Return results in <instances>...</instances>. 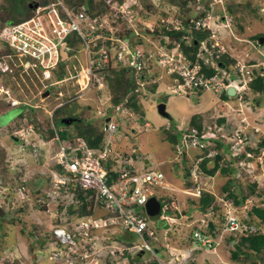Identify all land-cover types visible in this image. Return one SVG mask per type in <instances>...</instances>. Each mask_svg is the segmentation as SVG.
<instances>
[{
  "label": "rangeland",
  "instance_id": "rangeland-1",
  "mask_svg": "<svg viewBox=\"0 0 264 264\" xmlns=\"http://www.w3.org/2000/svg\"><path fill=\"white\" fill-rule=\"evenodd\" d=\"M92 1H95V3L100 6V4L96 2L97 0ZM216 1V4L219 3V5H221V1L224 6V11H220L214 4H211L212 7L209 10L208 7L210 5L208 3H210V0H205V3H203V0L201 2L203 6L207 8L208 12H210L215 25L218 27L215 28V37L205 39L206 42L214 43L213 41H217L219 45H223L229 53L237 58L248 59V56H255L258 60L263 59L264 42L262 44L258 43V41L255 42V39L252 37L255 38V36L260 33L264 34V17L259 12V8L264 6V0ZM142 3V9L139 10L138 18L134 19L135 21L122 23L117 19L118 21L111 23L109 18L108 21L109 24L111 23L112 33L116 31L115 34L117 36H128L131 39L132 46H136V48L140 49H142L143 46L144 50L148 53H160V46H166V48H168L169 46L167 44L176 41L165 32L166 29L164 30L160 22L161 18L174 21V17L178 15L180 16V19L183 18L184 21L186 17L193 19L194 17L198 18L201 15L193 7L187 8L180 6L178 4L179 0H174V3L169 0H142ZM228 4L233 5L235 9L234 14H230L226 11V6ZM223 12H225L226 19L222 22L220 15H222ZM224 22L227 23V25H223ZM240 26L243 28L241 29ZM187 30L189 31L190 28L188 27ZM203 30L206 31L207 36H209L210 33L206 29ZM132 31L135 34H133ZM165 35L169 40H165ZM226 35L229 37L227 38ZM260 36H262V34ZM189 39H191V37H189ZM229 39H231V41H227ZM120 45L121 42L120 44H117V46ZM78 52L79 51H76L74 53L76 56L72 58L85 67L84 54ZM70 53L72 54L73 52L70 51ZM12 62L16 67L21 69V66L18 65L19 60L16 56H12ZM75 64L76 68L68 66V69L70 73L77 75L80 69L77 68L78 65L76 62ZM120 66L121 65H116L104 71L108 77L112 78L114 74L112 69L117 68L116 72L121 71L120 68L122 67ZM80 68L82 69V66H80ZM151 68V75L149 74L146 77L148 83L144 84L142 87H138L140 79L133 74V77H131L133 79V86H129L128 88L131 89L123 95H121L120 87L117 88L115 85L112 86L114 81H111L109 88L105 83V86L100 89L101 91H98V89L91 86L88 91L85 90L80 92L82 97H78L77 100L70 103L63 104L53 111V122L55 121V123H57L56 118L58 119L59 117L72 113L79 118V120L82 119L84 122L88 121L93 126H100L101 120L98 118L97 114L99 109L98 99L103 100L104 103V100L107 98L110 100L112 95L119 98L118 101L130 96V99H133L140 109L138 112L132 107V116L127 115L126 117H121L116 120L120 127L123 125L127 126L128 129V133H125L122 128L121 131L116 134L114 140L117 139L118 149L124 152L127 151L128 155H130L133 153L132 148L134 150L135 147L138 146V148H140L139 156H137V154L135 155L137 158H134V154H132L134 160L136 159L137 168L148 166L150 169L169 170V167L167 166L169 155L167 157V153L170 152L169 154H171L173 152L170 143L166 140L167 134L165 133V127H169L171 123L172 125H179L182 120L194 113H204L206 116L205 118L213 117L215 113H220L219 107L217 106L219 98L217 94L211 90H202L199 95L200 101H196L195 96L190 95L188 91L185 93L182 92V94L170 92L165 87L166 84L168 85V82H170V76L159 69L160 64L156 61H154ZM24 75L25 73L22 71H19L16 75L0 74V206L4 210V214L0 216V264H62L61 257H58L56 260L53 257V249L61 251L62 257L68 260L66 264H69V261L74 260V257H77V259L82 258V263L80 264H127L128 262L125 258L126 253L127 258L131 263L141 264L138 259L135 263L132 262V254L128 252L129 250L124 251V254L116 251L119 255L114 259L110 254L108 255V250L106 251L107 248L100 247V238L98 241L94 239L96 243L93 246V249H97L98 253L92 254L91 256L87 255L85 257H83L82 254V252H84L83 249L77 250V253L69 251L65 253L64 251H66L67 248L66 245H63L58 241L51 242L52 240L49 238L51 226L57 223L71 222V217H67V213L72 211L73 208H75V210L78 209L79 205H75V203L74 205L69 204L72 202L73 191L70 195L63 196V199L59 203L56 201L57 198L53 200L51 198H46L44 194H41V191L37 189V187L34 189L26 187L20 191V187H22L20 184H23L22 181L32 180L41 173H49L51 163L55 159V154L58 148L57 141L52 138L53 132L51 130V124L47 121L49 116L48 113H50L51 109L55 107V96L57 94L51 93V95L49 94L48 96L43 97L41 93L39 94V85H34L38 84V82L32 79H25L26 81L21 80ZM127 75L129 76V71L123 73L124 77H127ZM77 79L78 78H75L74 80L69 81L65 87H61V92L64 96H75L76 92H79L80 84L77 82ZM107 81L110 83L109 79H107ZM153 84H155V87ZM111 86L112 89L110 88ZM153 87L154 90L157 87V91H152ZM2 89H8L10 99L26 101L32 106L28 105L26 107V105H24L25 108H23L24 106L22 107V105L19 104L15 107H9L4 101L5 94L1 92ZM112 90L114 92H110ZM248 92L249 94L245 95L243 100L236 97L235 101H233V108H238L237 110L243 109L245 113L250 115L252 119L251 122H253L254 125L261 124L264 132V92L253 91V95L250 93L251 90ZM159 102H164L166 104V110L171 114L170 120H167L158 114L156 107ZM35 106L39 107L33 110L32 107ZM21 107L23 108V114L16 116L18 113L17 111L21 109ZM226 110L228 112L230 108L226 107ZM141 116H143L144 120L149 123L146 129H143V126L138 127V125H142V121L140 120ZM164 123L166 126L162 125ZM228 123L231 124V120L228 121ZM29 125L32 126L33 132H25L18 141L12 139L14 138L13 135L17 136L15 134H18L19 130L21 131V126L26 130ZM61 126L62 125H60L59 122L57 123L56 128L58 129ZM186 126L187 124H184L179 127L184 128ZM69 129L71 132L75 131L73 126L67 128V130ZM59 131L61 133L65 132L63 130ZM261 139L262 136L260 141ZM145 141L147 143H145ZM32 143H35V146L32 145ZM259 145L261 146L258 153L260 158L255 159H259L258 162L260 163V167L254 164V169L257 172L252 176L249 173V167H246L247 170H244L246 174H244V171L242 173L240 170L241 175L235 177L239 182V188H243L244 190L249 188V186L244 184L245 182L243 183L241 180L243 177L241 176H246L252 180L256 179L258 186L264 187V154L261 156V153H264V142H259ZM35 151L37 152L36 154H34ZM139 157H141V159H138ZM146 157L150 159V163L143 160ZM229 177H232L231 174ZM229 177L225 174L220 176L216 174L213 176V179L211 177L207 180V184L209 185V187L207 186L208 189L211 187L214 192H217L219 189L217 194L218 201H216L218 208H226L229 206L224 198L226 193L220 191L221 185ZM49 178L47 180V186H49ZM171 178L176 183L180 182L177 177L171 176ZM233 184L234 180L232 185ZM235 185L238 184L235 183ZM180 186V183L173 184V187L176 189L180 188ZM45 189H47V187L44 185L43 190ZM177 197L182 204L186 205V213L192 218L204 216L203 212L196 204L188 203L191 199L197 200V197L190 198L187 194L183 193L178 194ZM254 200L257 202L264 201V194L260 196H255L253 194L252 201L254 202ZM220 201H222V205ZM246 201H248V199ZM262 205L264 207V202ZM70 206L73 207L70 208ZM95 207L97 210L102 211L98 205H95ZM105 217L107 216L105 215ZM210 217L219 224L217 216H212L210 213ZM155 223L160 225L161 222L156 221ZM182 225V223L175 222V224L167 229L168 233H165V229H160L161 238L164 236V239H166L168 236L167 240L169 242H165L167 253L169 255L167 260H173V264H189L191 262L194 263V259L197 258L195 255H197L199 259L196 264H228L225 258L219 254L216 249L197 244L198 241L195 239H192V242L190 241V245L187 247L190 248L193 246L195 248L186 249L185 246L178 247L180 240L182 241L181 244H186L181 238L186 234L191 236V234L187 232V228L185 226H183V228ZM115 227H118V225ZM261 230L264 231V224L262 225ZM114 233L118 237L122 235V239H124V235H126L127 231L121 232L118 228L110 231L109 229H106V231L103 232L104 239L109 241V236L111 240H113L112 235ZM131 240L139 241L137 237L132 235ZM113 243H115L114 245H117V239ZM197 248L198 252L196 251L194 254L193 251ZM237 254L239 257L241 256L239 251H237ZM49 256H51L52 259H49ZM158 256L160 257V262L165 264L166 259L164 253L160 252ZM242 257L243 258L236 259L235 263H231L247 264L249 258L246 256ZM153 260L156 259L151 254L147 255L146 252V256L143 257L141 261H150L151 263ZM188 260L191 261L188 262ZM73 264L77 263L74 262Z\"/></svg>",
  "mask_w": 264,
  "mask_h": 264
},
{
  "label": "built area",
  "instance_id": "built-area-1",
  "mask_svg": "<svg viewBox=\"0 0 264 264\" xmlns=\"http://www.w3.org/2000/svg\"><path fill=\"white\" fill-rule=\"evenodd\" d=\"M199 1L196 0L197 9L201 7ZM96 2H100L105 9L98 12L97 9L91 10L84 3L70 5L66 0H48L44 4L38 3L31 15L19 21L0 20V74L6 75L8 72L16 75L22 71L25 75L20 79L37 81L38 84L34 85H39L40 94L78 75L69 72L66 61L76 56L74 52L68 54L69 51H81L85 57V67L80 65L86 78L83 81L85 87L93 85L94 81L97 88L103 87L104 70L116 65L131 69L140 79L139 84L143 86L146 77L151 75L154 61L160 64V70L170 76L171 82L168 87L172 92L180 93L195 88L219 92L221 89L233 86L238 97L242 98L244 92L250 90L251 81L258 76L264 77V58L253 61L237 59L228 64L216 59L225 52L224 46L219 45L217 41L208 43L205 39H200L195 59H191L181 50L177 40L168 48L160 46V53L157 54L146 52L143 46L142 49L136 48L132 46L128 36H117L116 31L112 33L110 24L118 20L122 23L135 21L134 19L137 18L134 16L142 8L140 0H97ZM190 4L192 2L188 0L187 5ZM260 13L264 14V6L260 7ZM211 18L208 12L194 20L192 26L187 27L178 15L174 17V21L161 18L160 22L170 31L184 29L186 32L180 39L189 40L191 28L209 30L210 34L206 38L209 39L215 37ZM164 37L165 40H169L166 35ZM120 42L121 45L117 46ZM12 56L17 57L21 69L14 65ZM70 67L76 68V65L72 63ZM60 70L64 75L58 78ZM1 92L5 94L4 101L9 107L19 104L22 107L32 106L26 101L10 99L8 89H2ZM79 96H81L80 91L76 92L75 96H66V101L74 100ZM62 102H58L57 105ZM112 110L114 117L128 113V110L121 108L119 104L113 106ZM51 112H47L50 118ZM97 114H103L100 107ZM51 126L54 131L52 138L57 141L58 148L54 159L56 166L49 176L50 189L47 195L56 194L63 199V196L70 195L76 189L83 191V195H87L90 191L91 194L88 196L90 200H94V205L110 213L107 217L108 221L104 220L102 223L100 219L97 222L89 218L79 223L73 220L69 225H54L52 235L56 241L66 245L64 252L77 253V250L83 249V257L95 254L97 249H93V246L97 236L90 235L92 229L118 221L120 228L131 231L139 239L131 248L136 252L155 253L152 245V241L156 240L155 231L148 226L146 215L140 214L134 205L143 204L147 200L150 185L159 182L163 173L159 170H138L131 157L117 150L114 140L117 124L111 116L102 123L104 136L98 146H90L79 136L63 140L53 123ZM221 127L223 124L219 129ZM21 128V131H18L21 137L25 132H33L31 125L26 130ZM229 138L234 140L230 144L232 150L235 152L244 150L246 141L241 131L236 130ZM195 142L193 137L191 143ZM32 145L35 146V143ZM36 153L35 151L34 154ZM41 190V194L48 198L45 191ZM73 196L78 199L75 192ZM167 208V203H164L162 210L166 211ZM162 217L171 219L166 214ZM123 249L124 247L119 248L121 254ZM110 253L115 254L114 250ZM53 257L56 259L61 257V260L68 261L62 257L59 250L54 251ZM77 261V257H74L69 264Z\"/></svg>",
  "mask_w": 264,
  "mask_h": 264
},
{
  "label": "clouds",
  "instance_id": "clouds-1",
  "mask_svg": "<svg viewBox=\"0 0 264 264\" xmlns=\"http://www.w3.org/2000/svg\"><path fill=\"white\" fill-rule=\"evenodd\" d=\"M34 2H37V4L39 3L37 0H31L29 3H34ZM140 2H141V4H143L142 0H140ZM29 3H28V5H29ZM213 3H215V2H213ZM199 4L201 5V7H204L203 4L201 3V0L199 1ZM217 5H219V4H217ZM221 5H222V3H221ZM196 6H197L196 0H195V2H192V4L187 5V7H189V8L193 7L195 10H197V12L199 14H201L199 17L203 16V14L196 8ZM30 8H32L33 11H34L35 7H30ZM140 9H142V8H140ZM139 12L134 17L138 18ZM259 12H260V8H259ZM220 16L223 17L222 20H221L223 22L226 19L225 12H223L222 15H220ZM262 16L264 17V14H262ZM198 18L194 17L193 19H191L190 17H186L184 20H186L187 25L184 23L183 18H182V21H183L184 25L187 27L188 25L192 26L193 25V21L198 19ZM211 20L213 22V29H215L216 28L215 27V22H214L213 18H211ZM223 25H226V23L224 22ZM163 28H165V27H163ZM192 30H196V29L191 28V32H192ZM197 30H203V29H197ZM171 31H173V30H171ZM174 31H178V30H174ZM207 31L210 33L209 30H207ZM191 32H190V37H191ZM133 34H134V32H133ZM206 38H203V39H206ZM252 41H254V40H252ZM255 42H257V40H255ZM72 52L75 53L76 51H72ZM225 52H228L226 48H225ZM78 53H81V51H79ZM68 54H71L70 51L68 52ZM231 56L235 57L236 60L237 59L243 60V61L258 60L257 57H255V56H252V57L248 56V59L237 58L236 56H234L232 54H231ZM263 58H264V56H263ZM75 62L78 65L77 68L80 69L79 72H78V75H79V73L81 72L80 65H82V64H79L78 61L75 60V59L73 60V58L69 59L67 63H68L69 66H71L72 63L75 64ZM60 72L62 74L58 75L57 76L58 78H61L64 75L62 70H60ZM60 72H59V74H60ZM78 75H77V77L75 76V78H78ZM106 75L107 74L105 73L104 86H105V83H106ZM75 78L73 77V78H69L67 80H64L61 84H57L52 90L48 89L47 90L48 92L45 95H44V93H45L46 90L41 92V95L43 97H46L49 94L51 95V93L57 94L55 96V107L51 109V111H52L51 115H52L53 111L56 108L62 106L63 104H67V103H70V102L78 99V97H76V99H74V100L66 101V96H64L62 94V92H61V87L62 88L65 87L68 84L69 81L74 80ZM85 79L86 78H85V75H84V78L82 79L81 83L79 82V84H80L79 85V87H80L79 91L80 92H83L85 90L88 91L91 86H93L95 89H98V91H101L100 89L104 87L103 86L101 88H97L95 81H94L93 85H88V86L85 87L83 85V81H85ZM145 81H146V79H145ZM170 82H168V85L170 84ZM146 83H148V82L146 81ZM168 85L166 84V89L168 91L172 92L171 89H169ZM81 86L84 87V88H81ZM140 86L142 87V85L139 84L138 87H140ZM230 87L232 88L233 92L228 94L227 90ZM230 87H228L226 89H221L219 92H215V93L216 94H220L221 92H226L227 98H224V99H228L229 98V102H227L226 105L231 109V112H235L236 114H239V121L240 122L238 123V125L235 124V122H231V124L227 123V114H223V110H220V114H221L220 116H216V117L208 118L207 120H203L202 123H201V127L200 128H198L195 125H188V123H187V126L184 127V128H177L175 125H172V123L170 124L169 127L166 126L165 124H163V125L166 126L165 130L171 131L173 134L177 135L176 141L173 142V143H171L166 137V140L170 143L171 150L173 152L171 154H169L170 152L167 153V157L169 155V158L167 159V166L169 167V170L150 169L148 166L147 167L143 166V168H137L136 167L138 170L139 169H143L145 171H147V170H152V171L159 170V171H161L163 173V176L161 177L159 182H155L154 184L150 185V188H149L150 191H149V195H148V198L154 196L159 201V203H160L159 215L155 219H151L149 217V215L146 213V211H145V203L148 200V198L143 204H135L134 205V207L137 209V211H139L140 214L146 215L147 220H148V226L155 231L156 240L152 241V245L155 248V253L147 252V251H138V252H136L133 248H131V246L137 241L131 240V235L135 236V237H137V236L134 235V233H132L131 231H128V230L120 228V227H115V226H112L111 223H107L106 225H101V226H98V227H94L92 229L90 235H96L97 236V239H96L97 241L100 238V240H99L100 243H101L100 247L101 248H107L106 251L108 250V255L110 254L111 257H113L115 259L116 256L119 255V254H117L116 251H119L120 247H124L123 254L125 253L124 251H128L129 250L128 252H130L132 254V262H134V263L136 262L137 259L139 260V262L141 264H144V263L148 262V261H146V262L141 261L142 258L146 256V252H147V255L151 254L156 259V262H158L157 264H162L160 262V257L158 256V254H160V247H161L162 248L161 252L164 253L165 259H166V263L165 264H173V260L172 261L167 260V257L169 255L167 253V249H166V246H165L166 243L165 242L166 241L169 242L167 240L168 236L166 237V239H164L165 238L164 236L161 238L160 237V229H165L166 230L165 233H168L167 229L170 226H172L173 224H175V222H178V223H182L183 224L182 227L185 226L187 228V230H188L187 232H189V234H191V237L193 239H195L196 241H198L197 244H200L202 246H207V247L212 248V249H216L219 252V254H221L225 258V260H226V262L228 264H232L231 262L235 263V260L230 258V253H231V249L233 248L232 246H233V244L235 243L236 240L235 239H231V243H227L226 239L228 237L227 236L228 234H246V235L249 236L250 232L255 233L258 230L261 231L262 233H264V231L261 230L262 225L264 223L261 224L259 219L251 218V216L249 214V209L251 207L255 206L256 208H264L263 205H262V203L264 201L257 202L256 200H254V202H253L252 201V195H248L240 205H235L231 201H229L228 199H225L228 202V204H229L228 207L220 208L219 211H217V210H211V211H207L206 210L205 211L204 210V211H202L204 216H198V217H195V218H192L189 214L186 213V208H185L186 205L182 204V202L179 201L178 197H177L178 194L183 193V194H187V196L190 197V198H194V197L199 198V196H201L203 191H208L210 193H213L216 196V200L218 201V199H217L218 190H217V192H214L211 187H210V189H208L209 185L207 184V180L209 178L212 177V179H213V176L216 175V174H218L219 176L225 174L228 177L231 174L232 177H229V178L233 179L235 177H239L241 175V171L243 173L244 170H247L246 167H249L248 168L249 171H250L249 173H250V175L253 176V174H255L257 172L254 169V167H255L254 164L256 166L260 167V163L258 162L259 159H255V158H260V156H258L259 155L258 153H259V151L261 149V146L259 145V142L260 143L264 142V132L258 126L254 125L253 123H251L249 121L250 115L248 113H245V111L243 109L237 110L238 108H233V106H234L233 105V101H235L236 97L238 99H240V100H243L244 96L248 95L249 92L245 91L244 94H243L244 96L242 98H239L238 94L234 91V87L233 86H230ZM202 90H207V89H202ZM250 90H251V92H250L251 95H253V90H252L251 87H250ZM154 91H157V87H156V89ZM187 91H188V93H190L189 90H187ZM187 91H185V92H187ZM173 93H179V92H173ZM179 94H182V92H180ZM103 96H105V95H103ZM79 97H82V94ZM129 98H130V96L129 97H125L123 100L119 101L118 103H113L111 97H110V100H109V98L105 99L104 103H103V100L98 99V107H100L102 112H103V114H101V115L98 114V118H100V120H101V124L99 126L101 132H103L102 131V123L104 121H107L110 116L113 117L115 119V121H116L117 119H120L121 117H126L127 115L128 116H132L133 115L132 107L127 104ZM60 101H63V102L61 104L57 105L58 102H60ZM117 104H119L121 108L127 109L128 113L123 114L121 116L114 117V114H113L114 112L112 110V107L117 105ZM37 107H39V106L32 107V108L34 110ZM22 112H23V108L21 107V109H19L18 114L22 115L23 114ZM68 116H71V117L74 118L72 121H79L76 116L74 117V115L66 114V116L59 117V122H60V125H62V126L60 128H58V129L56 128L58 122L57 123H55V121L53 122V120H54L53 115L51 116V118H50V116H48V120L47 121L50 124L53 123L54 127L58 131L59 137H60V131L59 130L67 129L68 127H65V126L69 125L72 122L71 121L67 125L63 124V122H61V118L68 117ZM221 118H223V120L219 121V119H221ZM140 120L142 121V125H140V126L138 125V127L143 126V129H146L147 126L149 125V123L146 120H144L143 116H141ZM167 120H170V119H167ZM116 124H117V129L115 131V137H116V134L119 131H121L122 128H123L125 133H128L127 132V130H128L127 126L121 125V127H120L117 122H116ZM221 124H223V127H221V129H219ZM21 127H23V126H21ZM51 130L54 133L52 126H51ZM236 130L237 131H241L243 133V135H244V139L246 141V144L244 145V149H246L247 146L252 147L254 149H258V152L256 154H253L252 152H248L246 154V156L255 155L253 160H247L246 158L234 159V157L236 155H239L243 151L242 150L240 152H235L234 150H232L230 148V144H232L234 142V140L229 138V137ZM53 133H52V136H53ZM15 135H17V136H14V135L13 136L17 137V141H18V139H20L21 136L18 135V134H15ZM73 136L77 137L76 135H73ZM73 136L68 138V139H66V140H69V139L73 138ZM103 136L104 135L102 134V140H103ZM261 136H262V139L260 141ZM193 137L196 140L195 143H191V139ZM12 139H14V138H12ZM14 140H16V139H14ZM215 144L216 145H222V148H221L222 150H223V148L226 149L227 147H229L231 151L230 152H228V151L224 152L225 153L224 159H219L218 160L219 166H217V168L214 170V172L212 174H210L209 172L203 171V169L201 167V164H204V166H206L207 169L212 168L214 166L215 155L218 152L219 153L221 152L220 150L215 148ZM115 145L117 146V139H115ZM117 150L121 151V150L118 149V147H117ZM135 150L137 151V153H135ZM138 150H140L138 148V146L135 147L134 150L132 148V151H133L132 154H134L133 155L134 158H137V157H135V155H137V154H138L137 156H139L140 151H138ZM191 151H193V152H191ZM121 152L123 154H125L124 151H121ZM126 153L128 154L127 151H126ZM263 154L264 153H261V156H263ZM126 156L131 157L132 160L136 163V159L134 160V158L131 156V154L130 155H126ZM143 156H145V155H143ZM138 159H141V157H139ZM147 159L148 158L146 157L145 160H147ZM221 166H223V167L229 166L230 170L228 171V173H222L220 171V169H221L220 167ZM184 167H187V170H185ZM237 169H239V170H237ZM236 170H237V172H236ZM244 173L246 174L245 171H244ZM171 176L172 177H177L179 179L180 182H178V183L181 184L180 188L176 189V188L173 187V184H178V183L174 182L172 180ZM204 176H205V178H204ZM241 177H243V176H241ZM253 180H256V179H253ZM37 189H39L41 191V193H42V190L39 187H37ZM160 196L165 197V198H166V196L170 197L171 198L170 199V203H168L167 201H165V202L161 201L159 199ZM59 198L61 199V197H59ZM247 199H248V201H246ZM220 202H221V205H222V201H220ZM164 203H167V205H168V208L166 209V211L162 210V206H163ZM89 204H90V206H92V210L94 212V216L95 217L99 216V218L95 219V220H97V222H98L99 219H100L101 223L104 220L108 221L107 217L110 215V213L105 212L101 208L102 209V211H101L102 214L98 215L97 212L99 210H97L95 205H93V204H95L94 201H92ZM170 206H171V208L176 210V213L171 212ZM210 213L212 214V216H217V218L219 220V224L216 223V221L212 217H210ZM165 214L167 216H169L171 219L167 220V219L163 218L162 216L165 215ZM105 215L107 217H105ZM250 218L252 219V221L248 222ZM87 219H89V218L85 214H79L78 212H76L74 216H71V221L76 220V223H79L80 221H86ZM156 221H161L163 223H166V224L169 225V227H163V228H160V227H157V226H156V228L152 227L151 225H155ZM209 222L212 223V226H209ZM70 223L71 222H69V223H60V224L57 223V224L62 226V225H69ZM57 224H55V225H57ZM53 227H54V225L51 226L49 238L52 240L51 242H54V241L56 242V240L54 239V237L52 235V228ZM116 228L120 229L121 232L122 231H127V233L129 234V237H124V239H122V235L120 237H118L114 233L112 235L113 240H111V238L108 236V238L110 240L106 241L104 239L103 232H105L106 229H109V231H110V230L116 229ZM208 229H214L216 231V233L213 235L210 232H208ZM180 232H181V230H180ZM187 235L188 234H186L183 238H181L182 240L185 241L186 244H181L182 241L180 240V244L178 245V247L185 246L186 249L195 248L193 246L190 247V248H187L190 245L189 241L186 240V236ZM197 235H199V236H197ZM116 239H117V242H118V244H117L118 246L114 245L115 243H113L114 241H116ZM95 243H96V241H95ZM53 250L56 251L55 249H53ZM111 250H114L115 254H111L110 253ZM54 251H52V253H54ZM196 251L198 252V248L195 249V251H193L194 254L196 253ZM97 253L98 252H95V254H97ZM195 256L197 258L194 257L195 258L194 261H193L194 263L191 262L189 264H196V262L199 259V257L197 255H195ZM242 256H244V254H241L240 258H243ZM260 256L264 258V248L261 250ZM125 258L127 259L128 264H133L127 258V253H126V257ZM240 258H238V259H240ZM247 258H249V260H247V264H253L252 263L253 260L256 261V264H263V260H261V258L258 257V256H254L253 257L252 255H250ZM49 259H52V258H50V256H49ZM81 259L82 258L77 259L78 260L77 264L82 263ZM55 260H56V258H55ZM204 260H205V258H204ZM190 261L191 260H188V262H190ZM53 262H55V261H53ZM66 262L67 261H64V260L61 261L62 264H66ZM212 263H214V262H212Z\"/></svg>",
  "mask_w": 264,
  "mask_h": 264
},
{
  "label": "trees",
  "instance_id": "trees-1",
  "mask_svg": "<svg viewBox=\"0 0 264 264\" xmlns=\"http://www.w3.org/2000/svg\"><path fill=\"white\" fill-rule=\"evenodd\" d=\"M31 0H1L0 1V20L1 21H19L21 19H23L24 17H28L29 15L32 14L33 9L29 7L28 3ZM40 4H44L46 3L48 0H37ZM68 4L70 5H79L81 3H86L89 6V8L91 10L95 9L98 10V12L103 11L105 8L100 4V2H98L100 4L97 5V3H95V1L92 0H66ZM170 2L174 3V0H169ZM192 2H195V0H190ZM187 2L188 0H179V5L182 7H187ZM202 2V0H201ZM203 3H205V0H203ZM177 5V4H176ZM242 7V6H241ZM189 8V7H187ZM239 8V5H238ZM207 8L203 7L201 9V13L204 14ZM226 11L229 12L230 14H234L235 13V9L233 7V5L228 4L226 6ZM184 23L187 25L186 20H184ZM240 28L242 29L243 27L240 26ZM165 30V28H164ZM165 32L167 34H169L171 36L172 39L177 40L180 43V47L181 50L183 52H185V54L187 56H189L191 59H195V55L198 49V45H199V40L202 38H206L207 37V33L204 30H192L191 32V39L190 40H184V39H180V36L182 35V33H185V30H178V31H170V30H165ZM263 35V33L257 34L254 37L255 40H257L259 42L260 39V35ZM132 43V42H131ZM263 43V42H262ZM261 43V44H262ZM168 46H172V43L167 44ZM217 60H222L224 62H227L228 64L233 63L236 58L231 56L230 53L228 52H223L220 54V56L218 58H216ZM121 71H117V68H113L112 71L113 76L112 78L108 77V75H106V83L107 86L109 88V86L111 85V81H114V83L112 84V86L115 85V87L117 88H121V95L125 94L128 90H130L131 88H128L129 86H133V79L131 77H133V71L129 68L126 67H122L120 68ZM110 70V69H109ZM208 71H212L211 69H207ZM125 71H129V76L127 75V77L123 76V73ZM9 74L8 72H6V75ZM60 75V74H59ZM107 79L110 80V83L107 81ZM112 86L110 87L112 89ZM153 86L155 87V84H153ZM154 87L152 88V91H154ZM250 87L252 88V90L254 92H264V77L263 76H258L256 77L253 81L250 82ZM110 92H114L113 90ZM189 94L190 95H195L198 96L201 92L202 89H190L189 90ZM112 94V93H111ZM222 98H227V94L226 92L222 93L221 95ZM111 99L114 103H118L119 98H116L115 95L111 96ZM127 104L133 108L136 109V111L139 112V106L138 104L133 100V99H128ZM141 111V110H140ZM19 112V110L17 111ZM19 114L17 113L16 116H18ZM69 115H74L72 113H70ZM75 117V115H74ZM57 122L59 123V118L56 119ZM79 120V118H78ZM223 118L219 119V121H222ZM203 119H201V116L199 115L197 117V115H193L189 120H188V125H195L198 128L201 127V123H202ZM73 126V128L75 129L74 132H71V130H63L65 132L61 133L60 132V138L63 140H66L70 137H72L73 135L76 136H80L82 138H84L86 140V142L90 145V146H98L101 143L102 140V134L103 132H101L100 127L99 126H93L91 125L90 122H84L82 119H80L79 121H72L69 125L65 126V127H70ZM38 127V126H37ZM165 133L167 134V139L173 143L176 141V134H173L171 131L165 130ZM215 148L220 150L221 152L217 153L215 155V160H214V166L212 168L207 169L206 166H204V164H201V167L203 169V171L209 172L210 174H212L214 172V170L217 168V166H219L218 164V160L219 159H224L225 156V151L230 152V148L227 147L226 149L222 148V145H216L215 144ZM248 152H252L253 154H256L258 152V149H254L252 147L247 146L246 149H244L239 155H236L234 157V159H240V158H246L247 160H253L254 156H246V154ZM126 155H128L125 152ZM132 156V154H131ZM186 161V160H185ZM204 163V162H203ZM220 171L222 173H228V171L230 170L229 166H221L220 167ZM185 170H187V167H184ZM51 173L47 172V175H50ZM245 174V173H244ZM243 174V175H244ZM234 180V184L232 185ZM243 181L244 184L248 185L249 188H246L245 190L243 188H239V182L236 180V178H229L228 180H226L220 187V191H223L226 193V195H224V198L228 199L229 201H231L233 204L235 205H240L244 199L248 196V195H262L264 194V187H259L258 183L256 180H252L247 178L246 176H243V179H241ZM235 183H237L238 185H235ZM77 196L78 199L76 200V197L72 196V203H69L71 205H79V208L75 210V208L72 209V211H69L67 213V217H70V215L74 212H78L79 214H88L89 212H91V210L86 209L87 204L90 202V198L88 197L89 194H91V192L89 191L87 193V195H83V191L76 189L74 191ZM219 192V189H218ZM56 199V197H55ZM161 201L165 202L167 201L168 203H170V197L166 196L162 197L160 196L159 198ZM58 203L61 201V199L59 197H57L56 200ZM216 196L213 193H210L208 191H203L201 196H199V198H197V200L191 199L189 200V204H196L201 211H211V210H217L219 211L220 208L218 209V206L216 205ZM77 202V203H76ZM63 205V204H62ZM73 206H70V208H72ZM170 210L173 213H176V210L171 208L170 206ZM94 213V212H93ZM249 214L251 216V218H257L260 220V223H264V208H256L251 207L249 209ZM3 218V217H1ZM249 219L248 222H251L252 219ZM161 222V221H160ZM152 227H169L168 224L166 223H160V225H157L155 223V225H151ZM208 232H210L211 234H215L216 231L214 229H208ZM227 243H231V239H235V243L233 244V248L231 249V253H230V258L233 260H236L238 258H240L237 254V251L240 252L241 254H244V256L248 257L250 255L254 256H258L261 258V260H263V264H264V258L260 256V252L261 250L264 248V233H262L261 231H256L255 233L250 232V235H246V234H228L227 235ZM192 237L189 235L186 236V240H188L189 242H192ZM162 251V248L160 247V252ZM259 258V259H260ZM253 264H256V261L253 260L252 262ZM144 264H157L156 260L148 261Z\"/></svg>",
  "mask_w": 264,
  "mask_h": 264
},
{
  "label": "bare ground",
  "instance_id": "bare-ground-1",
  "mask_svg": "<svg viewBox=\"0 0 264 264\" xmlns=\"http://www.w3.org/2000/svg\"><path fill=\"white\" fill-rule=\"evenodd\" d=\"M212 1H214V0H210V3H208L209 5L210 4H214ZM219 4V3H218ZM220 4H221V1H220ZM215 6H222V5H217V4H214ZM203 7H201V8H199V11H201V9H202ZM206 13V12H205ZM204 13V14H205ZM203 14V15H204ZM84 78V72L81 70V72L79 73V75H78V82H80L81 83V81H82V79ZM34 156H37V155H34ZM56 166V163H54V161L51 163V167H50V169H49V172L50 173H52V170L54 169V167ZM39 175H41V176H39ZM38 175V178L37 179H32V180H26V181H22L23 182V184H20V186H22V187H20V191H21V189H24V188H29V189H33L32 188V186H36V187H40V188H44V185L47 187V189H45L44 191H45V193H46V195H47V192L49 191V189H50V187L49 186H47L46 185V179H48L49 178V176L51 175H47V174H43V173H41V174H39ZM48 196V198H51L52 200L53 199H55V197H57V195L56 194H48L47 195ZM90 196V195H89ZM88 196V197H89ZM93 200H90V202L89 203H91ZM88 203V205L86 206V209H89V210H91V212H89L88 214H85L88 218H91V219H97V218H99V216L98 217H95L94 216V213H93V210H92V206H90V204ZM0 216L1 215H3L4 214V210L2 209V207L0 206ZM75 213L76 212H74V213H72L71 215H70V217L71 216H74L75 215ZM116 225H118V227H120V224H119V222L118 221H116V222H114L113 224H112V226H116Z\"/></svg>",
  "mask_w": 264,
  "mask_h": 264
},
{
  "label": "water",
  "instance_id": "water-1",
  "mask_svg": "<svg viewBox=\"0 0 264 264\" xmlns=\"http://www.w3.org/2000/svg\"><path fill=\"white\" fill-rule=\"evenodd\" d=\"M37 2L34 3H29V7H36ZM264 42V36H260L259 39V43ZM47 90L45 91L44 95L47 94ZM232 88L230 87L227 90V93L230 94L232 93ZM157 112L158 114H160L161 116L167 118V119H171V115L170 113L166 110V104L164 102H159L157 104ZM74 118L71 116L68 117H63L61 118V122H63V124H69ZM108 119V118H107ZM14 137V136H13ZM14 139L17 140V137H14ZM159 210H160V203L159 201L156 199V197L152 196L150 198H148V200L145 203V211L146 213L149 215V217L151 219H155L158 215H159ZM1 213V212H0ZM209 226H212V223L209 222Z\"/></svg>",
  "mask_w": 264,
  "mask_h": 264
},
{
  "label": "crops",
  "instance_id": "crops-1",
  "mask_svg": "<svg viewBox=\"0 0 264 264\" xmlns=\"http://www.w3.org/2000/svg\"><path fill=\"white\" fill-rule=\"evenodd\" d=\"M211 4H210V6L208 7V9L210 10L211 9ZM224 6L222 5V6H218V8H219V10L220 11H224V8H223ZM221 8V9H220ZM223 8V9H222ZM204 12H208V10H206V11H204ZM222 18L223 17H221V20H222ZM215 27L216 28H218L217 27V25H215ZM227 35H228V33H227ZM226 35V36H227ZM229 36H227V38H228ZM254 39V38H253ZM227 41H231V39H229V40H227ZM238 44H240V43H238ZM166 87V86H165ZM222 93H224V92H221L220 94H217V96H218V103H217V106L219 107V110H223V114H227V123H228V121H230L231 120V122H235V124H238L240 121H239V114H236L235 112H231V109L227 112V110H226V107L228 108V106L226 105V103L227 102H229V98L228 99H224V98H221V95H222ZM200 95V94H199ZM199 95L198 96H195V100L196 101H200L199 99H200V97H199ZM232 106V105H231ZM225 111V112H224ZM193 115H197V117L200 115L201 116V119H203V120H207L208 118H205L206 116H205V114L203 113V114H201V113H194V114H192L191 116H189V117H187V118H185L184 120H182V122L179 124V125H177V124H175V126L177 127V128H180L179 126H182V125H184V124H187V122H188V120L193 116ZM221 114L220 113H215L214 114V116L213 117H216V116H220ZM210 118H212V117H210ZM249 121L251 122L252 121V119H251V117H249ZM251 123H253V122H251ZM165 124V123H164ZM163 125V124H162ZM256 126H258L261 130H262V127H261V124H256ZM263 131V130H262ZM147 138V137H146ZM145 143H147L146 141H145ZM140 149V148H139ZM139 151V150H138ZM135 153H137V151L135 150ZM145 160V159H144ZM146 162L148 161L149 163H150V159H147V160H145ZM32 188L34 189V188H36V186H32ZM37 190V189H36ZM97 214L98 215H100V214H102V212L101 211H98L97 212ZM124 237H129V234L128 233H126V235H124Z\"/></svg>",
  "mask_w": 264,
  "mask_h": 264
},
{
  "label": "flooded vegetation",
  "instance_id": "flooded-vegetation-1",
  "mask_svg": "<svg viewBox=\"0 0 264 264\" xmlns=\"http://www.w3.org/2000/svg\"><path fill=\"white\" fill-rule=\"evenodd\" d=\"M38 178V176L37 177H35L34 179H37Z\"/></svg>",
  "mask_w": 264,
  "mask_h": 264
}]
</instances>
